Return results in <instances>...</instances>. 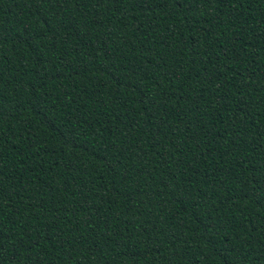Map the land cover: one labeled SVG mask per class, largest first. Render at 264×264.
<instances>
[{"label":"trees","instance_id":"trees-1","mask_svg":"<svg viewBox=\"0 0 264 264\" xmlns=\"http://www.w3.org/2000/svg\"><path fill=\"white\" fill-rule=\"evenodd\" d=\"M0 264H264V0H0Z\"/></svg>","mask_w":264,"mask_h":264}]
</instances>
